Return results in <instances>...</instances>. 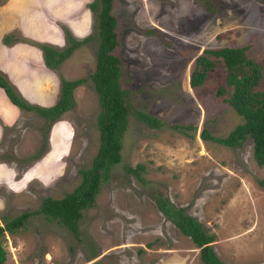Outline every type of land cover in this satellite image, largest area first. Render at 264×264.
Segmentation results:
<instances>
[{
    "label": "rangeland",
    "instance_id": "1",
    "mask_svg": "<svg viewBox=\"0 0 264 264\" xmlns=\"http://www.w3.org/2000/svg\"><path fill=\"white\" fill-rule=\"evenodd\" d=\"M205 1L214 13L204 7ZM247 1L264 14V0ZM184 2L195 12L214 14L220 24L225 10H237L241 4L240 0H113L117 43L112 53L118 58V82L129 107L120 161L110 168L92 206L82 212L76 237L55 220L31 216L23 229L1 237L2 264H202L198 248L158 210L156 196L182 207L213 234L209 244L220 261L264 264V165L253 161L250 138L229 148L200 137L201 128L213 137H224L241 121L220 101L221 96L214 95L217 86H224L223 67L217 63L206 83L189 87L191 63L203 49L195 54L191 45L184 47L182 30L175 32V40L158 23L162 16L175 17ZM151 11V23H140ZM90 35L91 42L82 44L61 65L66 78L85 81L72 91L73 106L52 123L41 154L44 119L37 114L27 118L25 136L33 135L28 141L22 135L21 143L27 153L22 162L29 166L25 176L22 172L16 178L21 190L0 189L6 198L0 204V225L2 217L37 209L44 197L60 198L70 192L80 181L79 169L90 165L98 149L99 104L88 78L98 44L94 27ZM263 37L254 29L240 45H248V56L262 63ZM147 38L154 43L148 44ZM78 60H82L79 65ZM261 72L260 89L264 67ZM135 111L163 124L148 127ZM36 152L39 156H33ZM136 164L142 165L143 182L126 171Z\"/></svg>",
    "mask_w": 264,
    "mask_h": 264
},
{
    "label": "trees",
    "instance_id": "2",
    "mask_svg": "<svg viewBox=\"0 0 264 264\" xmlns=\"http://www.w3.org/2000/svg\"><path fill=\"white\" fill-rule=\"evenodd\" d=\"M112 3L113 0H94L88 4L89 10L96 13L94 28L95 37L98 40L94 53V70L88 76L99 104L96 117L98 149L92 157L90 165L87 168L79 169L80 181L70 192L60 198L44 197L37 209L23 210L10 218L2 217L0 239L5 232L11 235L23 229L28 218L37 214H41L49 221L55 220L62 224L76 237L77 222L81 218L82 212L92 206L100 185L108 178L110 168L120 161L121 137L126 127L129 107L124 100L126 91L119 86L118 82V58L112 53L117 43L115 18L111 14ZM204 7L210 13H214L208 2L205 1ZM65 36L68 44L62 49H55L46 43L30 42L41 50L42 62L48 70L57 72L61 62L69 57L74 49L92 37L89 34L77 40L67 30H65ZM15 41H25V38L16 30L1 37L3 44ZM162 41L166 44L164 40ZM248 48V45H243L203 49L191 63L188 86L192 88L206 83L208 73L216 67L217 63L222 65L224 86H217L214 95L221 96L220 101L229 106L241 121L224 137H213L204 128L200 130V137L213 140L229 148H236L246 138H250L252 159L256 165L263 166L264 88H258V84L264 63L248 56ZM58 78L59 93L56 102L49 107H40L28 103L9 80L0 73V88L3 89L8 100L19 109L34 112L44 119L42 128L44 134L39 154L45 150L46 134L52 123L73 106V89L85 81V78L65 80L60 74H58ZM134 115L148 127L158 128L163 124L154 116L142 111H135ZM171 126L179 127L178 124ZM188 127L192 128V126ZM38 153L36 152L33 156H37ZM141 169L142 165L136 164L134 167H127L126 171L138 181L143 182V178L140 176ZM158 197H155L158 210L198 248L202 264H225L216 257L209 244L213 240V234L207 233L200 222L186 214L182 207H175L168 203L166 198ZM4 260L5 252L0 246V264Z\"/></svg>",
    "mask_w": 264,
    "mask_h": 264
},
{
    "label": "crops",
    "instance_id": "3",
    "mask_svg": "<svg viewBox=\"0 0 264 264\" xmlns=\"http://www.w3.org/2000/svg\"><path fill=\"white\" fill-rule=\"evenodd\" d=\"M240 2L237 10H225L223 15L221 13V21L225 20L222 24L214 14H204L199 9L195 12L186 2L183 10L177 9L175 17L170 19L169 16H162L158 23L163 27L162 32L168 36L173 37L176 31L182 30L184 47L191 45L195 54L204 47H238L252 35L254 29L257 34L264 36L263 12L252 1ZM89 3L90 0H4L0 3V73L28 103L49 107L56 102L59 93L58 74L70 80L62 74L61 65L82 46L74 49L61 62L56 72L45 68L41 50L34 43H46L55 49H62L67 42L65 30L77 40L89 35L95 24L94 16L96 17L89 10ZM153 14L151 11L140 23H151L149 17ZM260 20L261 25L258 26ZM140 23L138 20L136 25L140 27ZM13 30L25 38V41L3 44L1 37ZM174 39L177 40L176 36ZM145 41L148 44L154 43V40L148 38ZM230 41L237 42L235 45L224 44ZM90 42L89 39L85 44ZM253 49L255 52L256 48ZM77 63L81 64L82 60ZM35 115L34 112L13 105L0 88V189H3V193L21 190L18 185L20 180L16 181V178H20L22 172V176H25L24 170L29 166V163L22 162L25 159L23 155L27 154L22 151L25 146L21 143L22 135L25 141L30 140L29 136L33 134L27 133L25 136V128L28 127L27 118L36 117ZM4 203L6 198L1 194L0 204Z\"/></svg>",
    "mask_w": 264,
    "mask_h": 264
}]
</instances>
